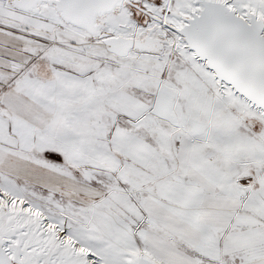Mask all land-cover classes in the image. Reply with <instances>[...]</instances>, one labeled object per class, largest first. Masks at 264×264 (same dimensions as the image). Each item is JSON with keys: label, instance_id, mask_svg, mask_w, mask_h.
Masks as SVG:
<instances>
[{"label": "snow or ice", "instance_id": "6c2138e0", "mask_svg": "<svg viewBox=\"0 0 264 264\" xmlns=\"http://www.w3.org/2000/svg\"><path fill=\"white\" fill-rule=\"evenodd\" d=\"M0 264H264V0H0Z\"/></svg>", "mask_w": 264, "mask_h": 264}]
</instances>
